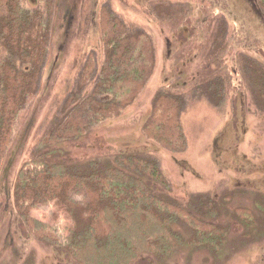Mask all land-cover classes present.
I'll use <instances>...</instances> for the list:
<instances>
[{
    "label": "rangeland",
    "instance_id": "374dc122",
    "mask_svg": "<svg viewBox=\"0 0 264 264\" xmlns=\"http://www.w3.org/2000/svg\"><path fill=\"white\" fill-rule=\"evenodd\" d=\"M23 2L45 13L40 0ZM100 6L119 16L128 30L149 33L154 65L140 91L117 114L61 143L64 156L109 160L115 152H137L157 161L165 175L168 185L159 186V192L183 204L195 193L214 197L217 211L212 220L226 226L217 251L193 246L190 229L180 222L174 227L185 241L175 252L142 254L133 264H264V102L241 64L243 57H250L264 65V16L256 0H55L44 16L47 54L37 90L19 110L0 161V264H83L22 223L12 184L38 139L63 113L86 56H102ZM223 26L217 62L213 52ZM219 75L226 83L222 100L216 102L208 82ZM159 90L183 99L182 149L169 150L142 132ZM236 206L252 210L250 222L237 218ZM31 213L66 234L69 221L55 204L32 208Z\"/></svg>",
    "mask_w": 264,
    "mask_h": 264
},
{
    "label": "trees",
    "instance_id": "16d2710c",
    "mask_svg": "<svg viewBox=\"0 0 264 264\" xmlns=\"http://www.w3.org/2000/svg\"><path fill=\"white\" fill-rule=\"evenodd\" d=\"M23 1L0 0V161L19 110L37 90L47 54L44 16H49L55 2L40 0L43 13L40 8L24 6ZM256 2L264 16V0ZM98 24L101 58L97 60L93 53L86 56L65 97L63 113L15 173L12 198L18 217L36 236L83 264H133L142 254L169 255L185 241L174 227L180 222L190 229L193 246L217 251L226 226L212 220L217 211L214 197L195 193L183 204L159 192L157 188H166L168 182L151 157L115 152L109 160L75 161L64 156L62 142L78 138L87 127L117 114L153 69L154 49L148 32L128 30L104 6L99 7ZM224 28L217 35L213 55L222 48ZM213 59L220 62L216 55ZM241 64L256 86L257 98L264 102L263 63L243 57ZM225 83L220 75L208 82L216 102L223 98ZM182 104L178 94L159 90L143 121L144 135L169 150L184 148L186 136L179 118ZM48 204H55L68 219L65 235L31 213L32 208ZM234 210L237 218L250 222L249 207ZM255 223L254 219L251 226Z\"/></svg>",
    "mask_w": 264,
    "mask_h": 264
}]
</instances>
